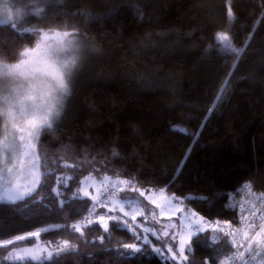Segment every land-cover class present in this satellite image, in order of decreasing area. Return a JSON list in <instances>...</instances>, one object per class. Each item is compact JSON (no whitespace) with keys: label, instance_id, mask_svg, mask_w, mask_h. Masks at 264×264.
<instances>
[{"label":"trees","instance_id":"1","mask_svg":"<svg viewBox=\"0 0 264 264\" xmlns=\"http://www.w3.org/2000/svg\"><path fill=\"white\" fill-rule=\"evenodd\" d=\"M12 27L0 25V55L9 59L37 41L22 29L68 31L88 47L59 123L39 140L49 173L42 203L0 206V237L48 231L0 249V264H52L4 257L65 239L76 250L57 264H171L150 250L125 258L122 244L134 241L122 226L93 225L83 237L66 227L90 215V201L75 197L88 176L153 189L173 181L166 191L187 210L236 225L225 194L232 205L245 183L264 192V0H54ZM220 32L236 53L221 50ZM226 239L202 233L189 264H223L233 253Z\"/></svg>","mask_w":264,"mask_h":264},{"label":"snow or ice","instance_id":"2","mask_svg":"<svg viewBox=\"0 0 264 264\" xmlns=\"http://www.w3.org/2000/svg\"><path fill=\"white\" fill-rule=\"evenodd\" d=\"M5 3H7V0H5ZM0 25H4L10 30L17 29L13 28L9 22H0ZM25 31L31 30L26 29ZM68 33V31H55L53 35L54 37H61L62 35H68ZM229 37V34L220 32L215 39L221 45L222 51L236 53ZM43 39H49L47 32L44 33ZM24 55L27 59L23 61V64L31 66L34 70L55 75L53 66L42 54L39 46L35 50L26 51ZM51 127L44 128L50 129ZM3 129L4 136L0 140V188L3 189L2 194H0V206L5 204L14 205L17 202L42 203L43 198L39 200L37 198L41 196V191L44 188L42 177H46L49 173L46 171L41 173L40 159L35 151L36 144L33 142L40 135L39 122L33 119L26 121L23 125L13 123L11 132L5 128ZM180 131L183 132L184 130L181 129ZM16 133L21 134L17 137ZM68 167H71V165ZM105 171H107L106 168ZM67 179L72 180L73 177ZM86 179L92 180L93 178L88 176ZM57 180L61 182V178L58 177ZM172 182L169 181V184L158 190L162 201L158 202L153 187L138 186L134 179L117 178L113 181L105 175L100 181L101 187L96 188V194H92L86 188L80 189L83 196L90 201V215L79 222L70 223L66 227L83 237L84 229L91 228L93 225L104 233L109 232L110 226L116 228L122 226L125 231L131 234L134 241L122 244V249L125 250L123 252L125 258H137L150 250L163 260L170 261L171 264H189V256L193 252V245L201 239V234L205 232L209 234L222 233L227 238L225 243L235 249L232 258L238 257L242 264H246L245 253L259 255L264 252V209L258 206L264 205V192L257 195L255 192H251V184L244 185L249 189L257 203H252L250 208L239 209L237 219L241 226L234 227L229 220L220 218L210 220L196 210H186L182 206V199L175 193L166 196L165 192ZM63 186L68 187L67 184ZM124 191L135 194L133 200L136 197L142 198L143 206L126 211V201L117 198V193ZM60 195L61 193L56 191V196ZM225 195L227 199L224 207L229 211H235V206L231 205L230 202L231 194L226 193ZM173 201H176V203H173ZM60 204L62 206L63 201ZM97 209L103 211L97 212ZM166 213L170 214L166 215ZM93 216L95 219H93ZM161 220L166 222L161 223ZM149 221L154 225H159V227L145 226ZM186 221L187 223H185ZM185 228L188 229L186 234ZM42 231L46 232L48 229L29 232L25 235H16L14 238L0 237V249L7 250L9 246L15 245L18 241H24L30 237H39ZM103 239V236L99 237L100 241H103ZM211 239L216 242L217 236L212 235ZM153 240L157 241V244H154ZM254 245L255 249L253 248ZM75 250L76 245L65 239L57 246L56 257H59L62 252H74ZM24 251L31 253L32 250L25 249ZM33 258L40 259L39 256ZM4 259L15 261L22 259V257L16 251L8 250ZM46 259L52 261V264H57L52 251L47 252ZM214 260L215 264H221L215 257L206 258L201 264H213ZM223 264H228V262L225 261Z\"/></svg>","mask_w":264,"mask_h":264},{"label":"clouds","instance_id":"3","mask_svg":"<svg viewBox=\"0 0 264 264\" xmlns=\"http://www.w3.org/2000/svg\"><path fill=\"white\" fill-rule=\"evenodd\" d=\"M2 8L5 19L0 22H7V3H3ZM40 31L41 39L31 46L18 47L15 59L0 55V123L9 132L13 123L23 125L33 119L39 122V131L52 126L53 117L60 115L72 94L73 78L84 59L85 46L73 33L54 37L58 29ZM45 32L48 40L43 39ZM38 46L53 66L55 75L23 64L27 59L25 52Z\"/></svg>","mask_w":264,"mask_h":264},{"label":"rangeland","instance_id":"4","mask_svg":"<svg viewBox=\"0 0 264 264\" xmlns=\"http://www.w3.org/2000/svg\"><path fill=\"white\" fill-rule=\"evenodd\" d=\"M52 1H54V0H7V5H8L7 22H9L14 27H17V25H19V23L22 21L23 17L24 18L27 17L31 13L36 12L37 9L43 8L46 4L51 3ZM3 3H5V0H0V20L5 19V16H4V13H3V8H2ZM25 30L26 29H22V31H25ZM30 30L31 31H25V32L36 33L37 34V40L41 39L42 33H41L40 30H33V29H30ZM73 35L76 36L75 33H73ZM76 37L85 46V51H84V54H85L86 47H88L86 42H84V40L82 38H79L78 36H76ZM84 60H85V58L83 59L82 65H81L79 71L77 72V74L75 75V77L73 78V80L76 78L78 73L81 71V68L83 66ZM26 67L31 68V66H29V65L26 66ZM69 97L67 98V100L65 102V105L63 107V110L60 113V115L57 116V117H53L52 127L50 129L54 128L59 123V121H60V119H61V117H62V115L64 113V110L66 108V104H67V101H68ZM45 129H49V128L41 129L39 138L33 141L36 144L35 151H36L38 156H39V154H38L39 140H40L42 132ZM20 134L21 133H16L17 137ZM3 136H4V129H3L2 123H0V140L3 139ZM40 171H41V169H40ZM102 179L103 178H101V179L93 178L92 180H87L85 178L83 180L81 188H86L92 194H96V188L97 187H101L100 181ZM22 183H23V181H22ZM109 187H110V184H109ZM158 190L159 189H154V195L157 198L158 202H162L160 200L159 191ZM2 192H3V189L0 188V194H2ZM118 194H119V192L117 193L118 200H125L126 201V204H125V210L126 211H131L133 208H137V207H142L143 206L142 198L136 197L135 200H133V197L135 196V194H133V193L125 192V193H120L119 195ZM165 195L168 196L170 194L166 191ZM75 197L81 198V199H87V198H85L83 196V192L80 191V190L76 193ZM17 203H19V202H17ZM173 203H176V201H173ZM182 206L185 207L184 202H183ZM97 210H102V209H97ZM168 214H170V213H166V215H168ZM138 222H139V218H138ZM165 222L166 221L161 220V223H165ZM185 223H187V221ZM145 226L157 227V228L159 227V225L152 224L151 221H149ZM187 231H188V229L185 228V234L187 233ZM59 244L60 243H58V244L39 243V244H37V245H35L33 247H26V248L18 249V250H16V252L19 254L20 257H22V259L15 260V261H7V262H25V261L44 262V261H49V260L46 259L47 252L48 251H52L53 252V257H56V249H57V246ZM25 249H31L32 251H31V253H26L24 251ZM62 253H64V252H62ZM62 253H60V254H62ZM34 256H39L40 259L39 260L34 259L33 258Z\"/></svg>","mask_w":264,"mask_h":264},{"label":"built area","instance_id":"5","mask_svg":"<svg viewBox=\"0 0 264 264\" xmlns=\"http://www.w3.org/2000/svg\"><path fill=\"white\" fill-rule=\"evenodd\" d=\"M245 184H250V183H245ZM244 185L242 186V188L239 191V197L234 199V201L232 203V205L235 206V209H237L238 212H239L240 208H250L252 203H257V201L251 195V192H254V188H253L252 184H251V192L249 191L248 188L244 187ZM258 206L261 207L262 209H264V205H258ZM93 219H95L94 216H93ZM232 225L234 227H240L241 226L239 223L237 225L232 223ZM237 238L239 239V236ZM253 248L255 249V245L253 246ZM233 252H235V249H233ZM232 256H233V253L226 260L228 262V264H242V262L239 260L238 257L232 258ZM245 261H246V264H264V252H262L259 255L255 254V253H253L251 255L249 253H245Z\"/></svg>","mask_w":264,"mask_h":264}]
</instances>
